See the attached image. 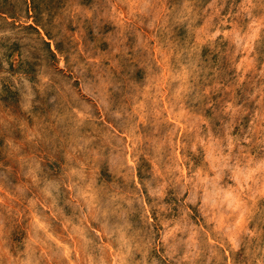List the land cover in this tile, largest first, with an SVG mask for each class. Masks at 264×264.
<instances>
[{
	"label": "rangeland",
	"instance_id": "1",
	"mask_svg": "<svg viewBox=\"0 0 264 264\" xmlns=\"http://www.w3.org/2000/svg\"><path fill=\"white\" fill-rule=\"evenodd\" d=\"M0 264H264V0H0Z\"/></svg>",
	"mask_w": 264,
	"mask_h": 264
}]
</instances>
